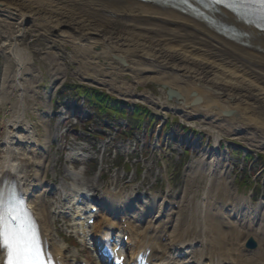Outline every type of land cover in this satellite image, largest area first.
<instances>
[{
	"label": "bare ground",
	"instance_id": "obj_1",
	"mask_svg": "<svg viewBox=\"0 0 264 264\" xmlns=\"http://www.w3.org/2000/svg\"><path fill=\"white\" fill-rule=\"evenodd\" d=\"M189 1L200 7L204 15L183 0H0V27L9 31L14 42L12 22L17 21L22 26L30 24L50 39L72 44L82 61L81 67L87 75L100 73L104 79L98 81L102 84H113L109 78L117 72L132 76L136 87L155 83L165 92L173 91L172 101L177 105L170 110L178 112L187 123L212 129L216 143L225 131L235 136L243 133L264 148L263 28L225 6L213 7L204 1L203 7ZM10 54L15 70L11 75V66L6 68L2 103L11 101L7 88L14 92V103L1 127L0 187L5 183L15 185L52 264H67L68 252L67 242L51 221L63 213L48 207V193L59 195L62 201H78L83 195L97 203L101 212L96 214L94 225L75 223L76 232L84 235V244L91 233L97 248L113 235L128 236L125 250L129 264H264V244L260 242L259 248L249 251L241 233L253 232L260 214L250 208L248 201L242 203V208L249 219L243 220L239 228L230 223L239 209L231 211L228 204L219 206L209 191L204 193L197 211L191 208L189 215L184 216L190 204L187 197L177 209L162 198L157 206L149 204L137 213L121 193L102 189L107 191L98 201L92 196L86 198L90 193L99 194V188L91 181L82 182L78 174L64 173L71 180L70 185L46 184L49 168L56 172L58 159L50 161V132L45 130L38 135L29 117L28 91L21 77L30 57L16 45ZM116 62L127 65L120 67ZM114 86L125 95L130 91ZM74 156L68 158L77 159ZM209 166L212 178L218 163L214 160ZM227 185L223 181L218 188L227 189ZM237 198L234 196L233 200ZM81 216L78 212L75 217ZM260 220L251 233L256 240L264 236L262 216ZM225 229L233 231L228 234ZM5 258L6 253L0 250V264H5Z\"/></svg>",
	"mask_w": 264,
	"mask_h": 264
},
{
	"label": "rangeland",
	"instance_id": "obj_2",
	"mask_svg": "<svg viewBox=\"0 0 264 264\" xmlns=\"http://www.w3.org/2000/svg\"><path fill=\"white\" fill-rule=\"evenodd\" d=\"M12 29L16 42L7 29L0 27V138L2 123L7 121L8 111L14 103V92L8 88L6 93L11 101L2 103V79L8 66H11V75L14 74L15 65L10 53L16 45L30 57L21 77L28 91L29 117L38 135H43L45 130L50 132V161L53 163L58 159L56 172L49 168L45 182L52 183L56 178L58 186L70 185L71 181L64 173L78 170L82 181H91L99 189L107 187L113 193L140 195L141 201L135 203L139 208L141 203L153 198L160 201L166 197L177 208L187 197L190 204L184 216L189 215L191 208L196 212L204 193L209 191L210 196L216 198L215 202L221 204L219 206L228 204L231 211L238 208L243 219L246 214L242 208L244 201L260 211L259 216L264 218V148L258 147L243 133L235 136L225 131L221 132L218 144L212 129L187 123L178 112L170 110L177 104L155 83L136 87L132 76H121L116 72L109 78L113 84H102L98 81L104 79L100 73L87 75L72 44L41 35L30 24L22 26L13 21ZM114 84L130 88L129 93L122 94ZM71 86L97 89L129 106L140 104L147 108L149 117H141L139 121L115 113L99 116L97 108L91 109L81 98L71 96L67 88ZM151 98L166 104L162 106ZM152 117L155 118L153 125L148 128ZM157 120L160 124L155 125ZM198 120L202 124L203 120ZM127 123L131 127H126ZM165 123L169 127L164 130ZM72 154L85 159L73 162L74 171L67 158ZM214 160L218 167L211 178L208 168ZM223 181L227 182V189L225 186L218 188ZM101 194L100 191L99 196ZM50 196L47 203L53 209V203L58 205V196ZM234 196L239 198L233 200ZM70 203L64 205L66 214H70ZM56 220L58 230L68 233L64 219L56 217ZM237 221V217H233L232 225L238 226ZM242 234L247 235L245 231ZM78 250L81 257H88L87 251ZM70 253L68 257L72 259L76 253L73 250Z\"/></svg>",
	"mask_w": 264,
	"mask_h": 264
},
{
	"label": "snow or ice",
	"instance_id": "obj_3",
	"mask_svg": "<svg viewBox=\"0 0 264 264\" xmlns=\"http://www.w3.org/2000/svg\"><path fill=\"white\" fill-rule=\"evenodd\" d=\"M238 2L247 14L264 21V0ZM228 7L231 8L232 4ZM0 250L6 253L5 264H52L51 257H46L43 252L31 214L19 195L6 183L0 187Z\"/></svg>",
	"mask_w": 264,
	"mask_h": 264
},
{
	"label": "trees",
	"instance_id": "obj_4",
	"mask_svg": "<svg viewBox=\"0 0 264 264\" xmlns=\"http://www.w3.org/2000/svg\"><path fill=\"white\" fill-rule=\"evenodd\" d=\"M70 88L72 89L73 87H70ZM73 91H76V89H74ZM91 92H92V95H91ZM87 96L91 100V103L95 105L96 108L99 110V113H110L114 110L118 111L120 107L124 108L121 110V114L125 115L127 113V107H128L127 105L114 101L113 99L105 95L104 93H101L99 91L90 90L88 91ZM145 116H149V114L144 107L139 106V105L134 106V110L131 115L132 118L140 120L141 117H145Z\"/></svg>",
	"mask_w": 264,
	"mask_h": 264
},
{
	"label": "water",
	"instance_id": "obj_5",
	"mask_svg": "<svg viewBox=\"0 0 264 264\" xmlns=\"http://www.w3.org/2000/svg\"><path fill=\"white\" fill-rule=\"evenodd\" d=\"M173 95H174L173 91L168 90V96H169L170 99H173V97H174Z\"/></svg>",
	"mask_w": 264,
	"mask_h": 264
}]
</instances>
